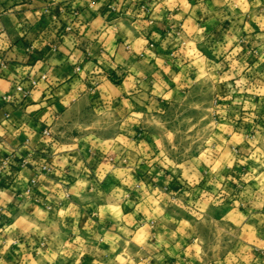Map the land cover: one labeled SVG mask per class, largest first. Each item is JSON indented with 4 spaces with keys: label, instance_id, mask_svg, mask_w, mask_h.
<instances>
[{
    "label": "crops",
    "instance_id": "0c3cea01",
    "mask_svg": "<svg viewBox=\"0 0 264 264\" xmlns=\"http://www.w3.org/2000/svg\"><path fill=\"white\" fill-rule=\"evenodd\" d=\"M204 74L170 159L148 124ZM8 157L0 264H264V0H0Z\"/></svg>",
    "mask_w": 264,
    "mask_h": 264
},
{
    "label": "rangeland",
    "instance_id": "374dc122",
    "mask_svg": "<svg viewBox=\"0 0 264 264\" xmlns=\"http://www.w3.org/2000/svg\"><path fill=\"white\" fill-rule=\"evenodd\" d=\"M211 78L201 75L197 86L184 93L181 99L167 107L160 119L148 124L162 135L154 139L166 146L164 155L170 159L185 161L203 153L211 125L212 96ZM164 149V148H163Z\"/></svg>",
    "mask_w": 264,
    "mask_h": 264
},
{
    "label": "built area",
    "instance_id": "2783aa9c",
    "mask_svg": "<svg viewBox=\"0 0 264 264\" xmlns=\"http://www.w3.org/2000/svg\"><path fill=\"white\" fill-rule=\"evenodd\" d=\"M24 1L27 2V3H32V2L37 1V0H24ZM72 30H73V27L71 25H68L66 27V31H72ZM17 90L22 93V97H24V98H27L30 95V90L25 89L22 84H18L17 85ZM44 134L47 135V136H50L51 135L50 129H45L44 130ZM10 160H11V157H8L5 160V162L3 163V165L0 167V177H2V175L5 172V170L7 169L8 164L10 163ZM2 213H3V207H0V217H1Z\"/></svg>",
    "mask_w": 264,
    "mask_h": 264
}]
</instances>
